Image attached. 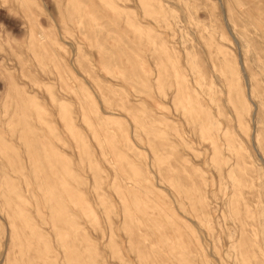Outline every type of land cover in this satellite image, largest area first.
<instances>
[{"label":"rangeland","instance_id":"obj_1","mask_svg":"<svg viewBox=\"0 0 264 264\" xmlns=\"http://www.w3.org/2000/svg\"><path fill=\"white\" fill-rule=\"evenodd\" d=\"M3 1L0 264H264V0Z\"/></svg>","mask_w":264,"mask_h":264},{"label":"bare ground","instance_id":"obj_2","mask_svg":"<svg viewBox=\"0 0 264 264\" xmlns=\"http://www.w3.org/2000/svg\"><path fill=\"white\" fill-rule=\"evenodd\" d=\"M26 0H18V2L20 3V4H23L24 2H25ZM217 1V0H216ZM3 2H6L7 3V1H3ZM218 2V1H217ZM220 3V2H219ZM53 4V3H52ZM5 5V3L3 4V6ZM154 5V4H153ZM6 6H7V4H6ZM9 6V5H8ZM219 6V5H218ZM51 7H53V5L51 6ZM221 7V6H220ZM22 8V7H21ZM54 8V7H53ZM198 8V7H197ZM26 9V8H25ZM220 9V8H219ZM16 10V9H15ZM19 10V9H18ZM31 10V9H30ZM221 10H222V8H221ZM220 10V11H221ZM33 11V10H32ZM53 11H55L54 9H53ZM258 11V10H257ZM7 12V11H6ZM24 11H22V13H23ZM27 12V11H26ZM222 12H223V10H222ZM221 12V13H222ZM260 12V11H259ZM20 14V13H19ZM217 14V13H216ZM225 14V13H224ZM223 14V15H224ZM264 14V13H263ZM110 15V14H109ZM222 15V14H221ZM230 15V14H229ZM189 16V15H188ZM201 16V15H200ZM217 16V15H216ZM230 17H231V15H230ZM9 18V17H8ZM55 18V17H54ZM54 18H53V20H54ZM222 18H224V16L222 17ZM6 19V18H5ZM218 19V18H217ZM231 19V18H230ZM2 20V19H1ZM8 20V19H7ZM31 20V19H30ZM155 20H156V18H155ZM238 20V19H237ZM225 22L226 21H224V24H225ZM238 22H239V20H238ZM11 23V22H10ZM35 23H37V22H35ZM227 23V22H226ZM241 23H243V22H241ZM5 24V23H4ZM14 24V23H13ZM223 24V25H224ZM15 25V24H14ZM57 25V24H56ZM10 26V25H9ZM206 26V25H205ZM225 26V25H224ZM227 26V25H226ZM243 26V25H242ZM18 27V26H17ZM160 27V26H159ZM13 28V27H12ZM35 28V27H34ZM16 29V28H15ZM225 29H228V28H225ZM230 29V28H229ZM215 30V29H214ZM36 31H37V29H36ZM167 31H169V30H167ZM166 31V32H167ZM198 31V30H197ZM197 31H195V33L197 32ZM39 32H40V30H39ZM226 32H228L227 30H226ZM13 33V32H12ZM15 33V32H14ZM17 33V32H16ZM20 33V32H19ZM201 33V32H200ZM203 33V32H202ZM207 33H209V32H207ZM36 34V33H35ZM210 34V33H209ZM19 35H21V34H19ZM229 35H230V32H229ZM228 35V36H229ZM17 36V35H16ZM36 36H38V35H36ZM150 36V35H149ZM152 36V35H151ZM205 36V35H204ZM19 37V36H18ZM230 37V36H229ZM234 37H235V39L233 40L231 37V39L230 40H232L233 42L235 41L236 43H234L237 47H238V45L237 44H240V45H243V41L239 38V36L237 35V34H235L234 33ZM152 38V37H151ZM162 38V37H161ZM202 40H204L203 38H201ZM5 40V39H4ZM226 40V39H225ZM44 41V40H43ZM43 41H41V42H43ZM51 41H53V40H51ZM55 41V40H54ZM200 41V40H199ZM155 42H157V41H155ZM178 42V41H177ZM165 43V42H164ZM167 43V42H166ZM167 45V44H166ZM202 45V44H201ZM227 45V44H226ZM193 46V45H192ZM200 46V45H199ZM227 46H229V45H227ZM186 47V46H185ZM263 47V46H262ZM13 48V47H12ZM16 48V47H15ZM14 48V49H15ZM203 48V47H202ZM239 48V47H238ZM19 49V48H18ZM54 49V48H53ZM175 49V48H174ZM239 49H241V48H239ZM256 49H258V47L256 48ZM6 50V49H5ZM4 50V51H5ZM8 50V49H7ZM11 50V49H10ZM16 50V49H15ZM14 50V51H15ZM165 50H166V52L167 53H169L168 52V46H166L165 47ZM170 50V49H169ZM253 50V49H252ZM251 50V51H252ZM3 51V52H4ZM24 51V50H23ZM237 51L239 52V50L237 49ZM259 51V50H258ZM264 51V50H263ZM8 52V51H7ZM6 52V53H7ZM11 52H12V50H11ZM10 52V53H11ZM16 52V51H15ZM54 52V51H53ZM56 52V51H55ZM238 52H237V54H238ZM10 53H8L9 55H10ZM17 53V52H16ZM62 53V52H61ZM198 53H199V51H198ZM236 53V52H235ZM263 53V52H262ZM1 54V53H0ZM4 54V53H3ZM5 55V54H4ZM8 55V56H9ZM12 55H13V53H12ZM12 55H11V57L10 58H12ZM57 55H58V53H57ZM56 55V56H57ZM196 55V54H195ZM6 56V55H5ZM5 56H3V57H5ZM16 56V55H15ZM234 56V55H233ZM236 56H238V55H236ZM50 57V56H49ZM60 57V56H59ZM73 57V56H72ZM153 56H151V58H152ZM239 57H241V56H238V58H236L237 60L239 59L240 61H241V59L239 58ZM6 58V60H7V58H9V57H5ZM155 58V57H154ZM201 58V57H200ZM230 58V57H229ZM242 58V57H241ZM14 59V58H13ZM58 59V58H57ZM158 59V58H157ZM201 59H203V58H201ZM10 60V59H9ZM12 60V59H11ZM60 60V59H59ZM136 60V59H135ZM212 60V59H211ZM238 60V61H239ZM260 60H262V59H260ZM237 61V62H238ZM240 61H239V63H240ZM243 61V60H242ZM20 62V61H19ZM47 62V61H46ZM74 62H76L75 60H74ZM154 62V61H153ZM155 63V62H154ZM159 63V62H158ZM11 64H12V62H11ZM61 64V63H60ZM153 63L151 62V65H152ZM162 64V63H161ZM185 64H186V62H185ZM241 64H242V62H241ZM248 64V63H247ZM262 64V63H261ZM9 65V64H8ZM14 64H12V66H13ZM20 65V64H19ZM163 65V64H162ZM175 65V64H174ZM205 65V64H204ZM212 65H214L215 66V64H214V62H212ZM250 65V64H249ZM15 66H16V64H15ZM208 66V65H207ZM20 67V66H19ZM198 68H199V66H197ZM242 67V66H241ZM240 68V67H239ZM244 68V67H243ZM243 68H241V69H243ZM23 69V68H22ZM201 69V68H200ZM206 69V68H205ZM24 70H26V69H24ZM23 70V71H24ZM203 70V69H202ZM219 70V69H218ZM2 71V70H1ZM22 71V70H21ZM216 71V70H215ZM188 72V71H187ZM201 72V71H200ZM207 72V71H206ZM240 72H241V70H240ZM245 78H246V81L248 82V84L249 85H251V87L253 88V91H260V88H259V83H257L256 81H255V79H254V73H253V70H252V68H250V66L248 67H245ZM243 72V73H244ZM91 73V72H90ZM115 73V72H114ZM242 73V72H241ZM94 74V73H93ZM90 75H92V74H90ZM201 75H203V77H206V74L205 73H203V72H201ZM242 75V74H241ZM95 77L97 76V75H94ZM153 76H154V74H153ZM212 76V75H211ZM43 77V76H42ZM98 77V76H97ZM96 77V78H97ZM244 77V76H243ZM261 77V76H260ZM208 78V77H207ZM35 79V78H34ZM98 79V78H97ZM243 79V78H242ZM262 79V78H261ZM32 80V79H31ZM99 80H100V78H99ZM104 80V79H103ZM235 80V79H234ZM43 81V80H42ZM179 81V80H178ZM191 81V80H190ZM189 81V82H190ZM202 81H204V80H202ZM244 81V80H243ZM24 82V81H23ZM103 82V81H102ZM104 83H106L105 81H104ZM245 83V82H244ZM102 84V83H101ZM103 85V84H102ZM109 85V84H108ZM118 85V84H117ZM116 85V86H117ZM187 85V84H186ZM107 86V85H106ZM184 86V85H183ZM204 86V85H203ZM205 86H207L206 84H205ZM42 87V86H41ZM213 87V86H212ZM71 88V87H70ZM203 88V87H202ZM248 88V87H247ZM1 89V88H0ZM30 89V88H29ZM43 89V88H42ZM35 90V89H34ZM171 90V89H170ZM187 90V89H186ZM32 91H33V88H32ZM36 91H38V90H36ZM114 91V90H113ZM117 91V90H116ZM248 91V90H247ZM166 92V91H165ZM117 93V92H116ZM26 94V93H25ZM32 94V93H31ZM66 95V94H65ZM12 97L16 100V101H18V103H20L21 101H23L24 100V98H25V95H23V92H21V93H19V91H17V92H13L12 93ZM158 97V96H157ZM73 98V97H72ZM109 98V97H108ZM121 98H123V97H121ZM111 99V98H110ZM109 99V100H110ZM164 99V98H163ZM170 99V98H169ZM246 99H247V97H246ZM263 99V98H262ZM261 99V100H262ZM76 100V99H75ZM100 100V99H99ZM195 100V99H194ZM115 101V100H114ZM110 102V101H109ZM154 102V101H153ZM166 102V101H165ZM184 102V101H183ZM264 102V99L262 100V101H260V103H258V104H255L254 106L255 107H257L256 108V121L257 122H260V120L262 119V106H263V103ZM5 103V102H4ZM132 103H134V102H132ZM81 105V104H80ZM113 105V104H112ZM78 106V105H77ZM82 106V105H81ZM253 106V105H252ZM253 106V107H254ZM155 108V107H154ZM158 108V107H157ZM86 109V108H85ZM254 109V108H253ZM125 110V109H124ZM128 110V109H127ZM130 110V109H129ZM122 111H123V109H122ZM13 112V111H12ZM147 112V111H146ZM152 112V111H151ZM2 113H3V111H2ZM88 113V112H87ZM101 113H103V112H101ZM100 113V114H101ZM109 114V113H108ZM111 114V113H110ZM147 114H150V113H147ZM2 115V114H1ZM113 115H114V113H113ZM174 115V114H173ZM177 115V114H176ZM224 115V114H223ZM90 116V115H89ZM214 116V115H213ZM139 117H141V116H139ZM144 117V116H143ZM252 117V116H251ZM151 118V117H150ZM159 118V117H158ZM165 118V117H164ZM167 118V117H166ZM17 119V118H16ZM92 119V118H91ZM155 119V118H154ZM154 119H153V121H154ZM161 119V118H160ZM224 119V118H223ZM222 119V120H223ZM159 120V119H158ZM172 120V119H171ZM221 120V121H222ZM228 120V119H227ZM2 121V120H1ZM16 121V120H15ZM14 121V122H15ZM136 121V120H135ZM152 121V120H151ZM150 121V122H151ZM156 121V120H155ZM230 121V120H229ZM250 121V120H249ZM14 122H11V123H14ZM173 122V121H172ZM226 122V121H225ZM146 123V122H145ZM157 123V122H156ZM167 124V123H166ZM228 124V123H227ZM229 124H230V122H229ZM7 125V124H6ZM148 125V124H147ZM161 125V124H160ZM224 125H225V123H224ZM22 126V125H21ZM163 126V125H162ZM232 126V125H231ZM234 126H235V124H234ZM25 127H26V125H25ZM172 127V126H171ZM175 127V126H174ZM230 127V126H229ZM22 128V127H21ZM182 128V127H181ZM224 128V127H223ZM233 128V127H232ZM188 129V128H187ZM228 129V128H227ZM6 131V130H5ZM234 131V130H233ZM156 132V131H155ZM255 132V131H254ZM256 133H259V130L257 129V131H256ZM250 137V136H249ZM26 138V137H25ZM251 139V138H250ZM1 140V139H0ZM7 140V139H6ZM239 140V139H238ZM245 140V139H244ZM185 141V140H184ZM249 142L251 141V140H248ZM258 141V140H257ZM35 144L34 145H37V140L34 142ZM199 143H200V141H199ZM24 144V143H23ZM27 144H28V147L30 148L31 147V145H32V143H30V141H28L27 140ZM39 144V143H38ZM102 144V143H101ZM187 144V143H186ZM235 144V143H234ZM260 144V143H259ZM40 145L41 146H43V144H41V142H40ZM204 145V144H203ZM250 145H252V144H250ZM164 146V145H163ZM189 147V146H188ZM192 147V146H191ZM206 147V146H205ZM224 147V146H223ZM254 150V149H253ZM260 150L261 151H263L264 152V145L262 146V147H260ZM186 151V150H185ZM32 153V152H31ZM180 153V152H179ZM160 155V154H159ZM209 155V154H208ZM117 157V156H116ZM27 158V157H26ZM208 158V157H207ZM35 159H36V156H35ZM34 159V160H35ZM18 160V159H17ZM33 160V161H34ZM5 161V160H4ZM9 161H10V159H9ZM38 161V160H37ZM171 161V160H170ZM195 161V160H194ZM197 161V160H196ZM11 162V161H10ZM27 163V162H26ZM179 163V162H178ZM189 163V162H188ZM7 164V163H6ZM181 164V163H180ZM1 165V164H0ZM172 165V164H171ZM191 165H193V164H191ZM238 165V160H236L234 163H233V165L232 166H237ZM37 166V165H36ZM185 166H187V165H185ZM190 166V165H189ZM166 167V166H165ZM174 167H178V166H174ZM192 167H194V166H191V168ZM199 167V166H198ZM220 167V166H219ZM62 168V167H61ZM167 168V167H166ZM200 168V167H199ZM243 168V167H242ZM171 169H173V168H171ZM178 169V168H177ZM176 169V170H177ZM186 169V168H185ZM219 169V168H218ZM223 169V168H222ZM10 170V169H9ZM62 170H64V169H62ZM166 171L164 172L165 174H166V172H168L167 171V169H165ZM175 170V169H174ZM188 171V170H187ZM195 171H196V169H195ZM199 171V170H198ZM222 171V170H221ZM179 172H180V169H179ZM163 172H162V174H164ZM188 173V172H187ZM191 174H192V172H190ZM222 173H223V171H222ZM164 174V175H165ZM178 174V173H177ZM190 174V175H191ZM169 175V174H168ZM179 175H181V174H179ZM216 175V174H215ZM4 176H5V174H4ZM182 177H184V175H181ZM181 176H179V177H181ZM163 177V176H162ZM165 177V176H164ZM177 177V176H176ZM195 177V176H194ZM193 177V178H194ZM167 178H168V176H167ZM41 179V178H40ZM120 179V178H119ZM163 179V178H162ZM166 179V178H165ZM184 179H186V178H184ZM184 179H182V180H184ZM192 179V178H191ZM139 180V179H138ZM161 180V179H160ZM187 180V179H186ZM194 180V179H193ZM197 180V182H198V179H196ZM221 180H222V178H221ZM18 181V180H17ZM163 181H164V179H163ZM180 181H181V179H180ZM240 181H241V184H243L244 185V183H245V180H243V178H241L240 179ZM6 182V181H5ZM139 182V181H138ZM187 182V181H186ZM186 182L184 181V183L186 184ZM193 182V181H192ZM222 183V182H221ZM143 184V183H142ZM179 184H181V182L179 183ZM183 184V183H182ZM198 184V183H197ZM49 185V184H48ZM184 185V184H183ZM23 186V185H22ZM198 186V185H197ZM196 186V187H197ZM200 186V185H199ZM183 187H186V186H183ZM201 187V186H200ZM189 188V187H188ZM185 189V188H184ZM191 189V188H190ZM195 189V188H194ZM202 189V188H201ZM142 190V189H141ZM240 190V189H239ZM238 190V191H239ZM168 191V190H167ZM203 191V190H202ZM247 191V190H246ZM140 192H142V191H140ZM184 192V191H183ZM244 192H245V190H244ZM144 193V192H143ZM168 193V192H167ZM251 193V192H250ZM145 194V193H144ZM185 194V193H184ZM201 194H204V193H201ZM201 194H200V196H201ZM206 194V193H205ZM244 194V193H243ZM187 194H185V196H186ZM144 196V195H143ZM170 196V195H169ZM184 196V197H185ZM13 197V196H12ZM141 197V196H140ZM151 197V196H150ZM252 197V196H251ZM187 198V197H186ZM189 199V198H188ZM202 199H204V196H203V198ZM246 199V198H245ZM244 199V200H245ZM122 200V199H121ZM136 200V199H135ZM151 200V199H150ZM183 200V199H182ZM33 201V200H32ZM139 202V201H138ZM153 202V201H152ZM248 203V202H247ZM44 204V203H43ZM142 204L143 203H141V206H142ZM140 205V204H139ZM144 205V204H143ZM219 205V204H218ZM40 206V205H39ZM106 206V205H105ZM145 206V205H144ZM154 206V205H153ZM138 208L140 207V206H137ZM143 207V206H142ZM159 207V206H158ZM163 207V206H162ZM228 207V206H227ZM56 208V207H55ZM202 210H204V205L202 206V207H200ZM221 208V207H220ZM140 209H141V207H140ZM152 209H154V208H152ZM176 209V208H175ZM200 209V210H201ZM210 209V208H209ZM159 210H160V208H159ZM193 210V209H192ZM240 209H238L237 208V212H238V217H237V221L239 222V224L241 225L240 226V232H241V237H240V241H242V243H247V242H249V239H250V241H252L251 240V238H249V237H247L246 235H245V232H246V229L245 228H243L244 227V225L246 224V221H247V219H249L251 222H249V225L250 226H254V222L252 221V219H251V216H248V215H246V214H240ZM150 212V211H149ZM218 212V211H217ZM191 213V212H190ZM205 213V212H204ZM180 214V213H179ZM199 214H200V211H199ZM153 215V214H152ZM157 215V214H156ZM181 215V214H180ZM193 215V214H192ZM148 216H149V214H148ZM151 216V215H150ZM195 216V215H194ZM151 218V217H150ZM153 218V217H152ZM152 218H151V220H152ZM148 219V218H147ZM156 219H158V218H156ZM210 219V218H209ZM190 221V220H189ZM201 221V220H200ZM145 222V221H144ZM192 222V221H191ZM193 222H194V219H193ZM132 223V222H131ZM154 223V222H153ZM129 224V223H128ZM193 224V223H192ZM248 224V223H247ZM127 225V224H126ZM142 225V224H141ZM156 225V224H155ZM56 226V225H55ZM197 226V225H196ZM58 227V226H57ZM137 227H139V226H137ZM155 227V226H154ZM156 227H158L157 225H156ZM212 228H214V227H212ZM251 228V227H250ZM8 229V228H7ZM132 229V228H131ZM139 229V228H138ZM158 229H159V227H158ZM245 229V230H244ZM61 230V229H60ZM140 230V229H139ZM215 230V229H214ZM162 231V230H161ZM187 231V230H186ZM132 232V231H131ZM140 232H143V231H140ZM239 232V233H240ZM134 233V232H133ZM133 233H132V235H133ZM236 233V232H235ZM148 234H150V233H147V236H149ZM160 234V233H159ZM135 235H136V233H135ZM146 235V234H145ZM164 235V234H163ZM67 236H69L68 234H67ZM250 236V235H249ZM255 236V235H254ZM133 237V236H132ZM164 237V236H163ZM131 238V237H130ZM150 238V237H149ZM171 238V237H170ZM136 239V238H135ZM150 239H152V237L150 238ZM172 239V238H171ZM254 239V238H253ZM153 240V239H152ZM131 241H132V239H131ZM130 241V242H131ZM137 241V240H136ZM133 242H135L134 240H133ZM141 242V241H140ZM150 242V241H149ZM136 244H137V246L138 247H140L141 245H140V243H139V240H138V242H136ZM135 244V245H136ZM151 244V243H150ZM140 245V246H139ZM179 245V244H178ZM5 247V246H4ZM82 247V246H81ZM168 247V246H167ZM169 248V247H168ZM136 251V250H135ZM141 251H144V250H141ZM138 252V251H137ZM247 252V251H246ZM145 253H147L146 251H145ZM140 254H141V252H140ZM143 254H144V252H143ZM148 254H149V252H148ZM246 254V253H245ZM258 254V252L256 253V255ZM145 255V254H144ZM143 255V256H144ZM154 255V254H153ZM142 256V257H143ZM151 256V255H150ZM149 256V257H150ZM233 256V255H232ZM248 256H249V254H248ZM146 257H147V255H146ZM152 257V256H151ZM154 257V256H153ZM145 258V257H144ZM215 258V257H214ZM142 259V258H141ZM139 260V259H138ZM143 260V259H142ZM148 260V259H147ZM146 260V261H147ZM215 260H217V259H215ZM79 261H81V260H79ZM259 261H261V260H259ZM143 262H145V261H143ZM149 262H151L150 260H149ZM152 262H154V261H152ZM141 263V262H140ZM145 264V263H144ZM151 264V263H150Z\"/></svg>","mask_w":264,"mask_h":264}]
</instances>
